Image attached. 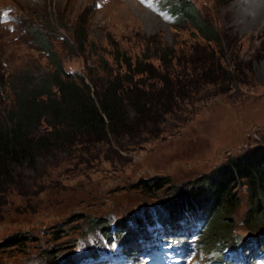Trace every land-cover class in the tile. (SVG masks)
<instances>
[{"label": "rangeland", "instance_id": "1", "mask_svg": "<svg viewBox=\"0 0 264 264\" xmlns=\"http://www.w3.org/2000/svg\"><path fill=\"white\" fill-rule=\"evenodd\" d=\"M185 1L217 32L218 43L177 21L163 0H0V117L14 99L11 83L17 86L25 72L41 79L51 69L25 29L48 33L63 69L87 85L89 75L104 77L101 66L116 70V51L134 60L172 49L176 59L206 60L226 73L214 85L174 99L169 112L155 108L150 118L135 119L118 140L59 148L15 169L0 189V264H42L56 254L82 258L85 245L105 246L93 222L109 234L121 227L133 232L134 218L153 215L171 192L190 189L202 175L264 142V0ZM149 61L161 70L157 56ZM155 179L166 186L141 188ZM238 195L225 241L248 237V196L244 188ZM16 233L33 240L4 248ZM204 239L201 234L199 243ZM207 251L200 249L198 258L206 259Z\"/></svg>", "mask_w": 264, "mask_h": 264}, {"label": "trees", "instance_id": "2", "mask_svg": "<svg viewBox=\"0 0 264 264\" xmlns=\"http://www.w3.org/2000/svg\"><path fill=\"white\" fill-rule=\"evenodd\" d=\"M163 1L171 4L170 11L175 13L177 21L188 22L203 40L218 43L219 35L192 3ZM25 31L38 50L48 55L51 69L41 79L28 77L25 72V79L18 78L17 86L10 84L14 99L5 111V117H0V189L7 179H11L15 169L33 165L39 156L59 148L118 140L135 119L150 118V112L155 108L168 109L169 112L174 99L198 91L205 84L214 85L220 75L226 74L220 66L206 60L196 65L190 62L191 59L185 62L176 59L172 49L153 55L147 51L134 60L116 51V70L101 66L100 60L101 67L98 68L104 77L99 78L98 73L89 75L90 84L87 85L83 77L63 69L48 33L34 29ZM14 33H19L18 28ZM152 56H157L161 70L150 63ZM166 184L165 180L155 179L151 183L143 182L141 188L154 192ZM242 188L249 204L244 219L248 237L222 240L221 237L232 232V229L225 230L224 226L229 225L227 216L234 214L240 205L238 191ZM184 216H201L206 220L208 230L203 232L205 239L200 243L204 245L201 250L208 249L206 253L234 248L264 235V142L202 175L192 182L190 189L171 192L153 215L134 218L130 223L134 225L133 232L121 227L117 235L118 231L109 234L107 226L96 222H93L92 229L103 233L101 237L106 247L119 243L128 251L153 220L177 224ZM214 237L217 239L210 243L208 239ZM32 240L24 233H16L2 246L24 247ZM85 246L86 256L82 258L55 257L56 254L46 257L42 264H80L82 260L96 258L101 253V249Z\"/></svg>", "mask_w": 264, "mask_h": 264}]
</instances>
